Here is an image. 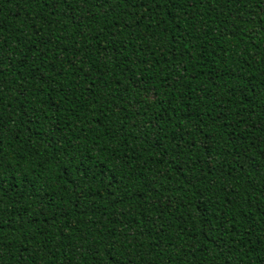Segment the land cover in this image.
Listing matches in <instances>:
<instances>
[{
  "label": "trees",
  "instance_id": "1",
  "mask_svg": "<svg viewBox=\"0 0 264 264\" xmlns=\"http://www.w3.org/2000/svg\"><path fill=\"white\" fill-rule=\"evenodd\" d=\"M172 3L0 0V264H264V0Z\"/></svg>",
  "mask_w": 264,
  "mask_h": 264
},
{
  "label": "snow or ice",
  "instance_id": "2",
  "mask_svg": "<svg viewBox=\"0 0 264 264\" xmlns=\"http://www.w3.org/2000/svg\"><path fill=\"white\" fill-rule=\"evenodd\" d=\"M82 2L83 3H87V0H82ZM164 2L174 7V4L172 3V0H164ZM2 63H3V61L0 60V64H2Z\"/></svg>",
  "mask_w": 264,
  "mask_h": 264
}]
</instances>
